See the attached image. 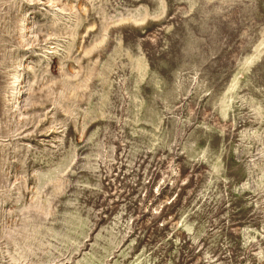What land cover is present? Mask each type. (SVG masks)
<instances>
[{
    "label": "rangeland",
    "instance_id": "1",
    "mask_svg": "<svg viewBox=\"0 0 264 264\" xmlns=\"http://www.w3.org/2000/svg\"><path fill=\"white\" fill-rule=\"evenodd\" d=\"M0 264H264V0H0Z\"/></svg>",
    "mask_w": 264,
    "mask_h": 264
}]
</instances>
